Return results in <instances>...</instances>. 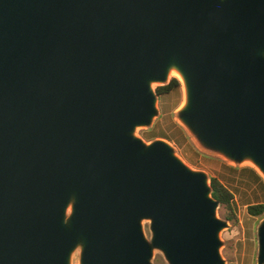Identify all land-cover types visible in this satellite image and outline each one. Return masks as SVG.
I'll return each instance as SVG.
<instances>
[{
	"label": "water",
	"instance_id": "water-1",
	"mask_svg": "<svg viewBox=\"0 0 264 264\" xmlns=\"http://www.w3.org/2000/svg\"><path fill=\"white\" fill-rule=\"evenodd\" d=\"M171 72L196 146L264 182V0H0V264H226L207 174L137 135Z\"/></svg>",
	"mask_w": 264,
	"mask_h": 264
},
{
	"label": "rangeland",
	"instance_id": "rangeland-1",
	"mask_svg": "<svg viewBox=\"0 0 264 264\" xmlns=\"http://www.w3.org/2000/svg\"><path fill=\"white\" fill-rule=\"evenodd\" d=\"M172 79L178 80L176 77H170L169 81ZM156 88L157 85H154V91H156ZM182 97L181 84L177 90L158 96V116L149 129L137 130V135L146 142L155 139L168 142L185 164L194 170L206 173L209 181L210 178L218 177L223 179L225 183L226 181L229 183L228 185L231 186L229 188L234 194L236 219L227 220L224 217V210L221 207L218 208V217L228 223V228L220 233L222 242L220 253L226 264H255L257 251L256 228L264 215L250 216L247 213V204L264 203V193H262L264 191L260 190L258 183L248 174H244L242 178L238 176L241 180L240 184L237 181L230 184L228 179L230 174L224 171L223 165L233 168L251 167L246 165L234 167L220 157L205 153L196 146L192 138L175 119V112L182 103ZM144 231L146 237L149 238L147 223H144ZM153 263L164 264L159 252L154 253ZM72 264H78L77 254H75Z\"/></svg>",
	"mask_w": 264,
	"mask_h": 264
},
{
	"label": "trees",
	"instance_id": "trees-1",
	"mask_svg": "<svg viewBox=\"0 0 264 264\" xmlns=\"http://www.w3.org/2000/svg\"><path fill=\"white\" fill-rule=\"evenodd\" d=\"M180 84L176 79H172L165 86H160L156 88V93L158 96L166 95L175 91L179 88ZM224 171L228 172L230 175L228 179L230 184L235 183V181L241 183V180L238 176L242 178L244 174L250 175L254 181L258 183V186L261 191H264V184L261 178L257 173L248 167L243 168H233L231 166L223 165ZM229 183L224 182L223 179L218 177L210 178V186L212 188V197L219 202V207L224 210V217L227 220H235V203H234V194L230 190L228 185ZM231 187V186H230ZM264 193V192H262ZM264 195V194H263ZM247 213L250 216H263L264 215V203L258 202L254 204H247Z\"/></svg>",
	"mask_w": 264,
	"mask_h": 264
},
{
	"label": "bare ground",
	"instance_id": "bare-ground-1",
	"mask_svg": "<svg viewBox=\"0 0 264 264\" xmlns=\"http://www.w3.org/2000/svg\"><path fill=\"white\" fill-rule=\"evenodd\" d=\"M170 77H176L177 79H179L178 74L175 73V72H171ZM182 98H183V97H182ZM248 164H249L250 166H252L250 163H248Z\"/></svg>",
	"mask_w": 264,
	"mask_h": 264
}]
</instances>
